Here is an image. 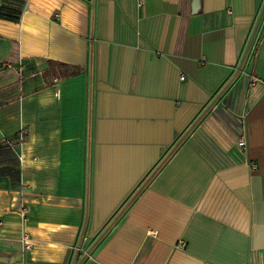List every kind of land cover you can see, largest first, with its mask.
Wrapping results in <instances>:
<instances>
[{"label":"crops","instance_id":"crops-1","mask_svg":"<svg viewBox=\"0 0 264 264\" xmlns=\"http://www.w3.org/2000/svg\"><path fill=\"white\" fill-rule=\"evenodd\" d=\"M22 129L0 264H264V0H0Z\"/></svg>","mask_w":264,"mask_h":264},{"label":"built area","instance_id":"built-area-1","mask_svg":"<svg viewBox=\"0 0 264 264\" xmlns=\"http://www.w3.org/2000/svg\"><path fill=\"white\" fill-rule=\"evenodd\" d=\"M26 139H27V131L25 129H22L21 131L18 132V134L16 135L15 138H13V139L3 138L2 140H0V142L6 143L9 145H14L16 143H23ZM242 142H243V139H242ZM25 211H26V209H23V214L27 215V213ZM21 240L24 242L25 247L31 246L30 237H29L28 233H24Z\"/></svg>","mask_w":264,"mask_h":264},{"label":"trees","instance_id":"trees-1","mask_svg":"<svg viewBox=\"0 0 264 264\" xmlns=\"http://www.w3.org/2000/svg\"><path fill=\"white\" fill-rule=\"evenodd\" d=\"M77 72H78V70H75V71L72 72V74H75V73H77ZM200 120H201V119H200ZM200 120H199V121H200ZM199 121H198V123H199ZM198 123H197V124H198ZM193 128H194V127L191 128L190 132L193 130Z\"/></svg>","mask_w":264,"mask_h":264}]
</instances>
